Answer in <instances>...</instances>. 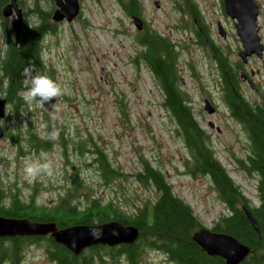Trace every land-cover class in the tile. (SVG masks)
Segmentation results:
<instances>
[{"label":"rangeland","instance_id":"obj_1","mask_svg":"<svg viewBox=\"0 0 264 264\" xmlns=\"http://www.w3.org/2000/svg\"><path fill=\"white\" fill-rule=\"evenodd\" d=\"M153 1L141 0L145 4L147 18L163 31L170 24V19L164 14L166 9L156 8ZM161 1L166 5L167 0ZM10 2L11 0H6L2 7ZM17 2L27 14L33 13L36 7L44 10L53 7L52 0ZM9 23L10 17L3 18L0 15V61L7 57L8 38L18 41L11 27L9 37L6 35L5 28L9 27ZM50 24L53 30L46 37L40 36L36 43L42 69L39 70V64L37 67L33 66L30 73L33 76L51 77L59 85L61 94L55 97L51 110H44L38 97L31 101L25 99L19 116L11 106L7 107V131L17 135L18 140L6 134L0 138V178L3 181L0 184V202L1 199L6 203L9 201V185L13 182L18 183L17 190L21 197L27 199V184L39 181L41 187L35 201L44 206L54 207L59 195L64 193L70 173L67 174L64 170L61 145L54 140L52 149L40 148L32 152L33 149L26 141L29 127H33L41 138L45 133L47 120H52L64 130V139L70 146L67 152L70 160L79 159L83 162L79 177L85 187L80 190V197L71 201V207L82 208L87 204L89 196L86 197L83 193H89L90 197L103 204L110 203L118 211L127 214L135 213L136 207L147 199L154 201L153 186L145 187L136 179V173L141 170L140 158L144 157L166 175L175 196L190 205L201 222V227L211 230L220 219L227 217L230 210L219 198L210 178L204 174L187 172V150L175 132L176 125L171 115L161 105L164 94L141 65V45L136 40L139 32L117 1L80 0V12L69 23L50 21ZM186 59L188 56L183 53L181 61ZM250 67L257 68L256 77L264 79L262 62L252 60L248 68ZM179 74L185 83L177 81V87L191 107L201 129L210 138L215 156L249 200L250 206L258 205V176L243 171L237 162V159H245L250 153L249 139L242 125L232 117L227 103V107L223 104L215 83L194 85L189 82L186 73L178 70ZM22 87L25 97L30 84L24 81ZM0 90L4 91V88L1 87ZM248 96L252 98L255 94L248 92ZM205 98L215 106L214 112L208 113L204 109ZM122 108L126 113L125 119ZM209 121L219 127V131L210 127ZM2 127L4 130V124ZM90 137L106 153L112 166L122 171V176L105 183L95 166L91 165L92 153L88 148L82 153V158L71 153L77 142L87 141ZM31 161L49 164L51 174L49 171H42L34 179L27 178L24 167ZM137 239L138 237L135 241ZM43 245L47 247L45 241ZM19 259H22V264H55L38 249H22ZM91 264L99 263L93 261ZM103 264L177 263L165 252L151 248L141 256H136L134 263L129 262L126 256L119 255Z\"/></svg>","mask_w":264,"mask_h":264},{"label":"trees","instance_id":"obj_2","mask_svg":"<svg viewBox=\"0 0 264 264\" xmlns=\"http://www.w3.org/2000/svg\"><path fill=\"white\" fill-rule=\"evenodd\" d=\"M5 1L0 0V6ZM117 2L122 5L126 13H141L140 0H117ZM46 14L43 18L49 23L50 12ZM44 25L43 22L39 26L30 27L31 29L26 28L17 42L8 38L7 57L2 62L1 68L9 77L5 91L8 93V100L14 102L16 110L19 109L22 100L20 91L23 90L21 89L23 78L20 72L24 70L22 73L25 75V69H34L33 66L37 67L40 64V61H36L38 59L36 43L44 33ZM51 30L52 27H48L45 32ZM136 40L141 45V34ZM149 45L151 48V54L148 56L149 64L161 78L166 91L161 105L171 115L176 125L175 132L187 150L186 170L192 174L200 173L208 176L219 198L230 210L229 215L220 219L211 230L231 234L251 247L247 258L238 264H264V99L258 104H252L245 100L238 90L236 93L228 92L227 96L230 112L241 123L250 143V153L245 159H237L238 165L248 174L258 176L259 204L250 206L249 200L244 197L228 175L226 168L215 156L210 138L201 129L182 92L173 83L170 59L172 55L167 52V44L160 39L149 42ZM160 50L165 52L164 57L160 54ZM39 68L42 69V63ZM122 110L125 119L126 113L123 108ZM26 132V141L33 149L32 152L40 148L52 149L54 140L61 145L64 170L67 174L70 173L68 186L64 193L59 195L57 204L49 207L35 201L39 181L32 184L28 200L21 199L17 190L18 184L13 182L9 186L11 191L9 201L6 203L1 199L0 217L54 222L59 228L72 224H97L117 220L126 225H135L140 231L138 239L131 244H124L120 248L95 245L84 249L78 255L55 242L50 236H37V239L45 241L51 259H56L59 264H91L93 261L103 264L106 260H114L119 255H124L129 262L134 263L136 256H141L147 249L155 248L168 254L177 264H225L222 258L207 254L192 240L191 236L194 231L201 228V222L190 205L175 196L172 184L167 180L166 175L160 169L154 168L144 157L140 158L141 170L136 173V179L145 187L153 186L154 201L147 199L136 207L135 213L127 214L118 211L110 203L103 204L100 200L90 197L89 193H83L86 197L89 196L90 200L87 204L82 208L71 207V201L79 198L80 190L85 187L79 177L83 162L79 159L70 160L67 153L70 146L64 139V130L56 122L47 120L45 133L41 138L33 127H29ZM86 148L92 153L91 165L95 166L105 183L123 175L120 169L112 166L106 153L97 146V143H93L92 137L87 141L77 142L71 153L78 154L82 158ZM244 208H249L257 220L259 232L253 229L244 213ZM11 238L13 237H0V264L4 260H8L11 264L18 263L21 247L25 242L22 238L19 239V236L14 237L12 242Z\"/></svg>","mask_w":264,"mask_h":264},{"label":"flooded vegetation","instance_id":"obj_3","mask_svg":"<svg viewBox=\"0 0 264 264\" xmlns=\"http://www.w3.org/2000/svg\"><path fill=\"white\" fill-rule=\"evenodd\" d=\"M251 1L256 4L258 9L256 33L260 43L264 45V0ZM155 2H158V5ZM153 3L158 9H166L164 14L170 19V24L163 28V31L155 27L151 20L147 18L144 3L141 13L126 14L129 17H139L142 20L140 22L141 27L138 28V32L141 34V65L148 73L149 78L158 85L162 94H166L165 87L159 75L154 72L149 64L148 59V56L151 54L149 42L160 39L165 41L167 52H170L172 55L170 59L172 60L173 83L175 85H177V81L185 83L183 77L180 74L178 75V70H180L181 73L187 74L189 82H192L194 85H198L199 83L204 84L205 82L215 83V87L218 89L223 99V104L226 107L228 105H226L228 103L227 96L230 91L236 93V90H238L240 95L252 104H258L259 101L264 99L261 96L264 94V79L256 77L257 68H248L252 60L260 61L264 64V53L260 55L252 53L244 58L241 56L243 50L247 51V46L250 42H246V47H244L246 39L242 37L243 29L238 26L237 19L232 18L226 13L225 0H167L165 2L166 5L161 0H154ZM55 7L53 2L51 9L44 10L36 7L31 14H27L21 8L23 14L22 33L26 28L28 29L34 25L39 26L40 23L44 22V33L42 35L44 36L45 30L48 27L50 28V25L43 16L47 15L46 13L50 11L53 12ZM1 8L2 5L0 6V13ZM10 16L13 17V12ZM31 18L35 20L32 21ZM10 27L11 23H9V27L5 28V33L11 32ZM22 33L16 34L15 38L20 40ZM183 53L188 56V59L185 61H181ZM160 54L164 57L165 52L160 50ZM36 61L38 62L39 60L37 59ZM2 62L0 61V88H4V91L0 90V98H5L6 102L10 104L19 116L24 100H21L18 110L15 109L14 102L8 100V93L5 89L9 77L2 71ZM23 71L20 72V75L23 79H26L27 76L26 74L23 75ZM3 83H6L4 87ZM248 92H252L255 96L250 98ZM3 124L6 135L12 139H18L17 135H12L7 131L8 118L0 120V125L3 126ZM19 237L27 244V250L32 248L42 250L37 244L30 243V241L34 240L33 238H29L31 239L29 240L27 236ZM122 246H119V248ZM22 249L23 246L21 247ZM45 254H48L47 249ZM48 258L53 263L59 264L56 259H51L49 256ZM168 260L172 262L169 258Z\"/></svg>","mask_w":264,"mask_h":264},{"label":"water","instance_id":"obj_4","mask_svg":"<svg viewBox=\"0 0 264 264\" xmlns=\"http://www.w3.org/2000/svg\"><path fill=\"white\" fill-rule=\"evenodd\" d=\"M57 8L53 13V19L61 20L66 18L70 20L78 13V0H55ZM13 5L15 10V22L18 21L17 27L22 23L21 10L17 7L14 0L11 4L4 8V15L7 14L8 8ZM226 13L238 20V26L243 29L242 37L244 47L246 42H250L247 46V51L243 50L241 56H245L256 52L260 53L264 46L258 42L256 34V16L257 6L251 0H225ZM134 23L137 28H140L141 19L134 17ZM40 99V98H39ZM55 98L43 102L42 106L45 109H52ZM204 109L208 113L214 112V106L209 99L204 100ZM5 99L0 98V118L4 115ZM210 126L213 123L209 121ZM219 130L218 127H216ZM3 131L0 127V137ZM247 219L253 229L259 232L257 220L247 209L244 210ZM139 229L132 224H123L117 220H110L97 224H72L62 228L57 227L54 222H37L28 219H14L0 217V236H16L19 235H51L57 243L63 244L67 249L75 254L80 253L83 249L101 244L114 246L117 244H131L139 236ZM192 240L196 242L207 254L215 255L223 260L226 264H238L251 251L250 247L241 243L233 235L226 233L212 232L207 228H200L195 231Z\"/></svg>","mask_w":264,"mask_h":264},{"label":"clouds","instance_id":"obj_5","mask_svg":"<svg viewBox=\"0 0 264 264\" xmlns=\"http://www.w3.org/2000/svg\"><path fill=\"white\" fill-rule=\"evenodd\" d=\"M25 74L28 79L26 84H30L28 91L25 94V99L31 101L33 98L39 97L40 102L49 101L51 98L61 94L59 85L46 75L33 76L27 69ZM55 137V133L53 134ZM42 171H49L50 165L47 163L41 164L39 161H31L25 164L24 173L27 178L34 179Z\"/></svg>","mask_w":264,"mask_h":264}]
</instances>
